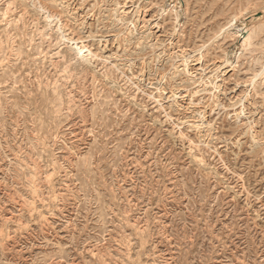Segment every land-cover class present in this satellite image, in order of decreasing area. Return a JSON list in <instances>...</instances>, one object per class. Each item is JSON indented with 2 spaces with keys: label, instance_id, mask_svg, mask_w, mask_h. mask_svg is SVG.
Here are the masks:
<instances>
[{
  "label": "rangeland",
  "instance_id": "374dc122",
  "mask_svg": "<svg viewBox=\"0 0 264 264\" xmlns=\"http://www.w3.org/2000/svg\"><path fill=\"white\" fill-rule=\"evenodd\" d=\"M0 264H264V0H0Z\"/></svg>",
  "mask_w": 264,
  "mask_h": 264
}]
</instances>
